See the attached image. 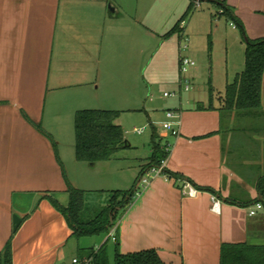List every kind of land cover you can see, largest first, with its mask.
<instances>
[{
  "label": "crops",
  "instance_id": "0c3cea01",
  "mask_svg": "<svg viewBox=\"0 0 264 264\" xmlns=\"http://www.w3.org/2000/svg\"><path fill=\"white\" fill-rule=\"evenodd\" d=\"M192 2L0 0V257L12 239L13 264H73L89 258L86 250L112 241L103 235L102 245L83 246L47 196L68 205L63 168L72 186L86 192L126 191L136 184L153 147L136 165L124 153L134 148L128 140L114 160L79 162L75 115L119 111L121 121L127 113H146L152 125L147 103L154 101L136 83L151 51L157 56L173 45L175 34L184 35L186 23L182 33L165 37ZM203 2L230 10L244 40L264 39V0ZM180 51L181 45L179 54L177 48L171 54L178 66ZM244 68L236 62L224 87L212 84V101L184 102L180 96L169 109L180 121L173 126L177 135L153 128L152 137L169 146L166 171L172 176L152 178L145 187L137 183L139 193L115 227L114 251L107 248L109 264L117 251L148 250L157 251L164 264H222L225 245L264 246V208H257L263 200L258 184L264 177V76L260 108L221 109L227 84ZM181 79L172 93L181 95ZM36 125L53 138L56 150ZM188 185L196 195H189ZM37 196L41 200L31 212ZM15 214L22 218L16 231Z\"/></svg>",
  "mask_w": 264,
  "mask_h": 264
},
{
  "label": "trees",
  "instance_id": "16d2710c",
  "mask_svg": "<svg viewBox=\"0 0 264 264\" xmlns=\"http://www.w3.org/2000/svg\"><path fill=\"white\" fill-rule=\"evenodd\" d=\"M193 3L190 4L186 14L181 21L165 37H170L176 31L181 32L180 23L184 18L194 11ZM222 15L231 21L238 23L232 16L230 10L223 8ZM245 68L235 79L228 83L223 95L222 110H253L261 107V91L264 76V39H245ZM210 100L215 94L211 89ZM122 112L105 110H80L75 115V136H76V159L79 162L96 164L114 160L117 155L128 146L126 133L118 123ZM29 119V118H28ZM30 120V119H29ZM40 132L45 134L53 143L56 150V143L40 125H36ZM153 153L149 163L145 165L136 181V184L126 191L111 192H86L76 189L69 182L63 168V176L67 183L69 203L63 206L54 197L47 196L56 209H58L67 220L73 235L78 239L99 235H109L116 227L119 220L133 203L139 193L138 182L154 168L162 165L169 157L167 145L159 142V137H152ZM63 167V166H62ZM167 171L165 170V174ZM169 176H172L169 172ZM258 190L263 200L264 208V177L258 184ZM110 194L108 204L96 211L91 207L90 195ZM108 241L99 250L88 249L89 258L80 261L92 260L93 264H109L107 251ZM3 264H13L12 239L8 241L3 255L0 257ZM114 264H164L160 255L155 250L142 251L135 254L121 255L118 251ZM222 264H264V246L253 247L248 245H225L222 249Z\"/></svg>",
  "mask_w": 264,
  "mask_h": 264
},
{
  "label": "rangeland",
  "instance_id": "374dc122",
  "mask_svg": "<svg viewBox=\"0 0 264 264\" xmlns=\"http://www.w3.org/2000/svg\"><path fill=\"white\" fill-rule=\"evenodd\" d=\"M221 11L217 4L203 2L200 7L195 8L184 18L186 30L183 36L175 34L173 45H166L157 56L153 57L154 52L151 51L144 77L136 84L140 87V93L143 91L145 94L149 91L154 101V103H147L149 115L154 118V122L151 125L146 113L123 115L121 121L126 131V139L134 146L124 151L132 157L128 163L136 165L138 162L136 159L147 157L152 150L153 128L158 133L163 131V121H166L164 116L170 108L178 104L180 96L184 102L208 99L211 96V89L213 90V83L215 87H224L226 74L235 71L236 62L245 64L246 42L242 30L227 16L222 15ZM190 23L191 26L188 29ZM179 45H181V55L188 56L196 62V67L192 68L187 75L195 91L191 89L186 92L182 89L181 95L177 93V97H165V93H172L179 88L178 81L181 77L183 78L179 71L178 60L175 62L174 56L171 55L175 53L176 48L179 54ZM164 52L167 53L166 56H163ZM213 91L217 92V88ZM153 108L157 110L154 111ZM134 127L142 130V134L136 133ZM162 141L159 139V142ZM121 152L124 154L123 151ZM109 197L110 194L107 193L91 194L89 199L91 207L96 211L100 210L108 204ZM103 239L104 236L99 235L84 237L80 242L85 247H98L102 245ZM106 248H109L111 252L114 251L113 240L108 242Z\"/></svg>",
  "mask_w": 264,
  "mask_h": 264
},
{
  "label": "built area",
  "instance_id": "2783aa9c",
  "mask_svg": "<svg viewBox=\"0 0 264 264\" xmlns=\"http://www.w3.org/2000/svg\"><path fill=\"white\" fill-rule=\"evenodd\" d=\"M201 1L202 0H193L192 3L194 5V8L200 7ZM184 27H185V21L180 23V28L183 29ZM194 67H196V62L192 58H189L188 56H185V55H181L180 60H179V70H180V74L183 76V78L181 79V85H182V89L186 92L192 89L190 80L187 77V75L190 72V70ZM171 96L177 97L178 94L177 93H165V97H171ZM166 117L168 118V121L163 124V128L165 130H172V133L174 135H177L178 131L173 129V126L175 124L177 126L180 125V121H179L177 114L173 110H169L166 113ZM173 119H177L178 121L172 122L171 120ZM135 132L138 134H141L142 130L135 129ZM167 151H169V146H167ZM165 170H166V161H163L161 166L154 168L151 171L147 172V174L141 179L140 185L142 187H145L147 184H149V181L152 178L160 177V176H164L166 180H169V176L165 174ZM188 187H189V192H188L189 195L190 196L196 195L197 193L196 189L192 188L190 185H188ZM213 200H214V209H216L219 203L215 198ZM257 208L262 209L263 208L262 204H257ZM254 214L255 212L252 211L251 215H254ZM109 238L112 239L113 241L117 240L116 235H115V228H113L111 232L109 233ZM73 264H93V263H92V260H86L84 262H81L78 258H75L73 260Z\"/></svg>",
  "mask_w": 264,
  "mask_h": 264
},
{
  "label": "water",
  "instance_id": "95a60500",
  "mask_svg": "<svg viewBox=\"0 0 264 264\" xmlns=\"http://www.w3.org/2000/svg\"><path fill=\"white\" fill-rule=\"evenodd\" d=\"M68 196H69V194H68ZM40 200H41V196H37L35 198L33 206L30 210L31 212H33L35 210V208L37 207ZM21 222H22V218L18 214H15L13 216L14 231H16L19 228Z\"/></svg>",
  "mask_w": 264,
  "mask_h": 264
}]
</instances>
